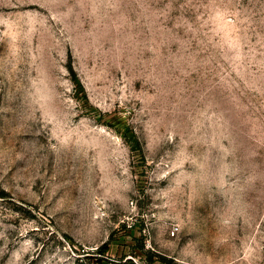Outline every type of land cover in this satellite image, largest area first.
I'll return each mask as SVG.
<instances>
[{
    "label": "rangeland",
    "instance_id": "1",
    "mask_svg": "<svg viewBox=\"0 0 264 264\" xmlns=\"http://www.w3.org/2000/svg\"><path fill=\"white\" fill-rule=\"evenodd\" d=\"M0 264H264V0H0Z\"/></svg>",
    "mask_w": 264,
    "mask_h": 264
},
{
    "label": "trees",
    "instance_id": "2",
    "mask_svg": "<svg viewBox=\"0 0 264 264\" xmlns=\"http://www.w3.org/2000/svg\"><path fill=\"white\" fill-rule=\"evenodd\" d=\"M150 261H151V258H150Z\"/></svg>",
    "mask_w": 264,
    "mask_h": 264
}]
</instances>
